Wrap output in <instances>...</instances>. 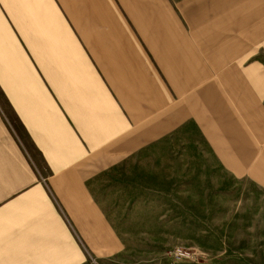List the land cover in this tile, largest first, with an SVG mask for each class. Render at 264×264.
Returning <instances> with one entry per match:
<instances>
[{
  "label": "rangeland",
  "instance_id": "rangeland-1",
  "mask_svg": "<svg viewBox=\"0 0 264 264\" xmlns=\"http://www.w3.org/2000/svg\"><path fill=\"white\" fill-rule=\"evenodd\" d=\"M103 7L114 16L106 18ZM72 8L89 40L103 37L101 46L86 43L69 14ZM2 13L40 86L56 97L63 90L70 100L76 94L84 98L78 79L84 74L77 73L96 76L86 81L106 86L119 103L124 142L135 138V159L113 173L134 176L135 188L125 185L123 192H114L109 184L108 191L124 247L104 257L88 256L85 264H264V176L255 175L250 165L247 174L233 173L219 161L192 113L180 119L179 88L189 81L178 77L173 57L164 59L170 49L150 42L166 38L169 30L173 39L193 44L208 69L199 81L204 88L213 82L207 79L211 72L224 84L221 74L229 67L254 64L264 71V0H0ZM117 24L122 35H115ZM145 24L159 28L157 38L141 28ZM108 59L107 76L101 62ZM135 65L148 87L131 86L137 80ZM115 81L127 91L124 96L135 91L134 97L118 96ZM260 100L264 106V93ZM15 107L0 79V155L11 154L4 144L13 142L27 154L29 138ZM208 109L212 112L211 105ZM242 158L248 157L234 155ZM261 161L264 155L253 157ZM29 164L35 167L32 159Z\"/></svg>",
  "mask_w": 264,
  "mask_h": 264
},
{
  "label": "crops",
  "instance_id": "crops-1",
  "mask_svg": "<svg viewBox=\"0 0 264 264\" xmlns=\"http://www.w3.org/2000/svg\"><path fill=\"white\" fill-rule=\"evenodd\" d=\"M104 12L106 18L112 14L107 7ZM69 14L88 45H102L101 35L88 39L91 34L84 33L74 8ZM0 19V79L29 138L26 155L13 141L14 145L4 144L11 154L0 155V264H85L88 256L104 257L121 250L123 236L115 225L120 219L113 205L108 206V191L109 184L114 192H123L125 185L135 188L134 176L123 178L120 174L118 178L113 174L135 159V138L124 142L125 117L119 103L106 86L87 82L97 77L86 73H77L84 74L78 78L86 92L84 98L76 94L70 100V94L63 90L56 97L52 89L40 86L29 59L17 49L15 34ZM141 28L158 37L155 33L159 28L151 24ZM166 32V38L150 42L153 46L160 42L170 49L164 52V59L173 57L178 77L189 81L179 88L180 119L192 113L199 129L211 140L219 161L233 173L247 174L250 165L255 175L264 176V161L253 162L255 155H264V106L260 100L264 71H258L254 64L242 70L229 67L221 74L227 81L224 84L216 83L218 78L211 72L207 79L213 82L204 88L199 81L209 73L201 62L202 52L198 55L188 40H175L169 30ZM123 33L117 24L115 35ZM231 57H235L234 51L229 61ZM110 63L109 59L101 62L107 76ZM112 75L116 79V67ZM135 77L138 81L131 85L135 90L148 87L137 65ZM113 83L118 96L134 97L135 91L124 96L126 90ZM192 88L195 92L185 97ZM254 103L259 105L256 109ZM131 105L135 110L134 100ZM234 155L248 158L234 159Z\"/></svg>",
  "mask_w": 264,
  "mask_h": 264
},
{
  "label": "built area",
  "instance_id": "built-area-1",
  "mask_svg": "<svg viewBox=\"0 0 264 264\" xmlns=\"http://www.w3.org/2000/svg\"><path fill=\"white\" fill-rule=\"evenodd\" d=\"M180 254H182L181 252H179Z\"/></svg>",
  "mask_w": 264,
  "mask_h": 264
}]
</instances>
